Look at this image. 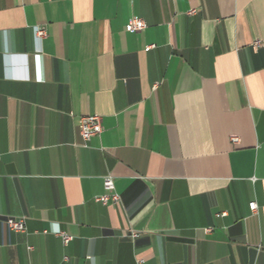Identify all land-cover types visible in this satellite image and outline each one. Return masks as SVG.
<instances>
[{
	"label": "crops",
	"instance_id": "1",
	"mask_svg": "<svg viewBox=\"0 0 264 264\" xmlns=\"http://www.w3.org/2000/svg\"><path fill=\"white\" fill-rule=\"evenodd\" d=\"M0 264H264V0H0Z\"/></svg>",
	"mask_w": 264,
	"mask_h": 264
},
{
	"label": "built area",
	"instance_id": "2",
	"mask_svg": "<svg viewBox=\"0 0 264 264\" xmlns=\"http://www.w3.org/2000/svg\"><path fill=\"white\" fill-rule=\"evenodd\" d=\"M196 10H191L189 15L196 14ZM146 28V23L139 18H134L132 22L128 25V31L132 32H141ZM35 35L38 39H44L48 35V31L46 27H36ZM255 50H258L261 47V42L257 41L253 45ZM153 48V47H150ZM79 132L82 139V145L84 147H88L89 142L95 136L100 135L103 132L102 118L100 116H86L82 117L79 125ZM233 143H239V139L237 137L232 138ZM104 190L105 194L96 197V201L103 204H118L121 201L120 195L115 190V185L112 177H106L104 180ZM250 209L252 212L256 213L258 210L257 204L252 202L250 204ZM6 224L9 228L15 233H22L26 231V218H12L9 217L6 219ZM209 232V230H207ZM58 237H60L63 241L64 245H68L72 240V237L67 235L66 233H59ZM131 237L136 239L139 237L137 232H132Z\"/></svg>",
	"mask_w": 264,
	"mask_h": 264
}]
</instances>
